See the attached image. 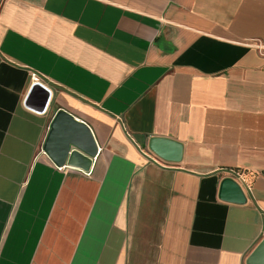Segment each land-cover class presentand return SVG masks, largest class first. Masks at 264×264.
Listing matches in <instances>:
<instances>
[{
	"label": "crops",
	"instance_id": "1",
	"mask_svg": "<svg viewBox=\"0 0 264 264\" xmlns=\"http://www.w3.org/2000/svg\"><path fill=\"white\" fill-rule=\"evenodd\" d=\"M59 110L93 157L46 154ZM263 237L264 0H0V264H246Z\"/></svg>",
	"mask_w": 264,
	"mask_h": 264
},
{
	"label": "water",
	"instance_id": "2",
	"mask_svg": "<svg viewBox=\"0 0 264 264\" xmlns=\"http://www.w3.org/2000/svg\"><path fill=\"white\" fill-rule=\"evenodd\" d=\"M49 98L50 91L41 83L34 82L26 104L35 107L38 112H43L47 107ZM146 146L160 159L169 162H179L181 160V146L173 140L151 137ZM96 149L92 134L84 123L75 121L71 115L63 110H59L55 114L50 124L44 151L57 166L64 165L66 159L68 165H70L74 154L78 151L93 157L96 154ZM218 197L223 201L234 204H244L246 201L241 186L231 177H225L220 181ZM246 264H264V237L248 255Z\"/></svg>",
	"mask_w": 264,
	"mask_h": 264
}]
</instances>
